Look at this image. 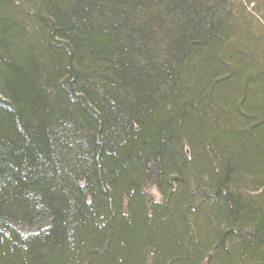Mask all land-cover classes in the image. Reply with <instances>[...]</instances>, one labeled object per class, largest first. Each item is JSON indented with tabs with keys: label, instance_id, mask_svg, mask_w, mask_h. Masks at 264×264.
Instances as JSON below:
<instances>
[{
	"label": "trees",
	"instance_id": "trees-1",
	"mask_svg": "<svg viewBox=\"0 0 264 264\" xmlns=\"http://www.w3.org/2000/svg\"><path fill=\"white\" fill-rule=\"evenodd\" d=\"M0 264H264V0H0Z\"/></svg>",
	"mask_w": 264,
	"mask_h": 264
},
{
	"label": "rangeland",
	"instance_id": "rangeland-1",
	"mask_svg": "<svg viewBox=\"0 0 264 264\" xmlns=\"http://www.w3.org/2000/svg\"><path fill=\"white\" fill-rule=\"evenodd\" d=\"M152 193L157 197V199H159V196H158L157 192L153 191Z\"/></svg>",
	"mask_w": 264,
	"mask_h": 264
}]
</instances>
